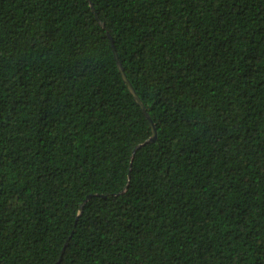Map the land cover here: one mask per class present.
<instances>
[{
	"label": "trees",
	"instance_id": "16d2710c",
	"mask_svg": "<svg viewBox=\"0 0 264 264\" xmlns=\"http://www.w3.org/2000/svg\"><path fill=\"white\" fill-rule=\"evenodd\" d=\"M0 264H264V0H0Z\"/></svg>",
	"mask_w": 264,
	"mask_h": 264
},
{
	"label": "water",
	"instance_id": "95a60500",
	"mask_svg": "<svg viewBox=\"0 0 264 264\" xmlns=\"http://www.w3.org/2000/svg\"><path fill=\"white\" fill-rule=\"evenodd\" d=\"M116 56H117V58H118V55H116ZM119 65H120V69H121V72H122V74H123V77H124L125 82L128 84V86H129V88H130L132 94L135 96V98H136L137 101L139 102L140 106L142 107V109L144 110V112H146V114H147V111H146L145 105L143 104V102L141 101L140 97L138 96L136 90L134 89L133 85L131 84V82H130L129 79L127 78V75L125 74L124 69H123V67H122V65H121L120 62H119ZM148 117H149V116H148ZM149 119H150V122H151V124H152V126H153V130H154V135H153L152 140H155V139L157 138V129H156L154 123L152 122V119H151L150 117H149ZM140 147H141V146H139L137 149H139ZM136 151H137V150H136Z\"/></svg>",
	"mask_w": 264,
	"mask_h": 264
}]
</instances>
